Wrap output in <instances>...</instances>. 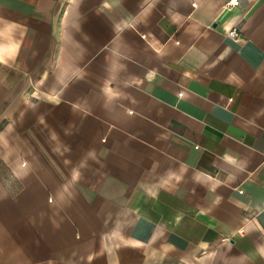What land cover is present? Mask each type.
Masks as SVG:
<instances>
[{"label":"crops","instance_id":"0c3cea01","mask_svg":"<svg viewBox=\"0 0 264 264\" xmlns=\"http://www.w3.org/2000/svg\"><path fill=\"white\" fill-rule=\"evenodd\" d=\"M229 1L0 0V264H264V0Z\"/></svg>","mask_w":264,"mask_h":264},{"label":"built area","instance_id":"2783aa9c","mask_svg":"<svg viewBox=\"0 0 264 264\" xmlns=\"http://www.w3.org/2000/svg\"><path fill=\"white\" fill-rule=\"evenodd\" d=\"M237 5H239V0H232V1H229L226 3V6H228V7L237 6ZM228 35H229V37L236 39V40L242 38V35H241L239 29L236 27L230 29L228 32Z\"/></svg>","mask_w":264,"mask_h":264}]
</instances>
